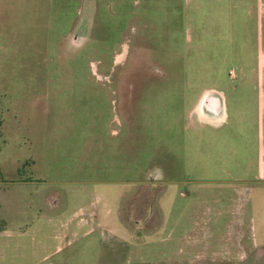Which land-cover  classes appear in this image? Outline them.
Here are the masks:
<instances>
[{
	"label": "rangeland",
	"instance_id": "obj_1",
	"mask_svg": "<svg viewBox=\"0 0 264 264\" xmlns=\"http://www.w3.org/2000/svg\"><path fill=\"white\" fill-rule=\"evenodd\" d=\"M87 1L0 0V264H264V3Z\"/></svg>",
	"mask_w": 264,
	"mask_h": 264
},
{
	"label": "crops",
	"instance_id": "obj_2",
	"mask_svg": "<svg viewBox=\"0 0 264 264\" xmlns=\"http://www.w3.org/2000/svg\"><path fill=\"white\" fill-rule=\"evenodd\" d=\"M83 1L89 2L87 0H81V2H83ZM98 1H101V0H96V2H98ZM191 2H197L198 5L205 2L208 6H210V3H212V5L214 6V2H263L264 3V0H191ZM261 19H262V21H260L261 25H259V27L261 28L260 34L263 37L264 14L261 16ZM195 23L198 25L199 21L195 22ZM204 23H206V22H202V24H204ZM236 82H238V83H252L256 87V91H257V94L259 97L258 106H259V112H260L259 113L260 114V132L262 133V141L260 143V154L263 157L264 156V78L251 79V80H240V81H236ZM219 92H221V97H223V105H224V109H225V114H226L227 119H228L227 106H226V95H225L224 91L223 92L219 91ZM203 99H205V98H203ZM220 102H221V100L219 97L208 100V104H211V105L216 104V103L221 104ZM216 113L221 115L220 109ZM201 115H203V113ZM208 117L210 119H204L203 117L202 118L206 121L213 122V123L220 121L218 118L210 116L209 113H208ZM260 161H261V171H260V174L258 175V177H259L258 180L264 183V158L261 159ZM253 177H254V179L256 178L255 176H253ZM245 180H247V179H245ZM252 181H254V180H252Z\"/></svg>",
	"mask_w": 264,
	"mask_h": 264
},
{
	"label": "flooded vegetation",
	"instance_id": "obj_3",
	"mask_svg": "<svg viewBox=\"0 0 264 264\" xmlns=\"http://www.w3.org/2000/svg\"><path fill=\"white\" fill-rule=\"evenodd\" d=\"M204 98H206V97H204ZM201 103H202V101L200 102L198 108H202V107H201V106H202ZM202 113H203V115H202L203 118L210 119V118L208 117V113H207V112L204 111V112H202Z\"/></svg>",
	"mask_w": 264,
	"mask_h": 264
},
{
	"label": "bare ground",
	"instance_id": "obj_4",
	"mask_svg": "<svg viewBox=\"0 0 264 264\" xmlns=\"http://www.w3.org/2000/svg\"><path fill=\"white\" fill-rule=\"evenodd\" d=\"M214 90V89H213ZM210 93V92H209ZM214 93V92H213ZM204 119H206V118H204ZM220 122V121H219Z\"/></svg>",
	"mask_w": 264,
	"mask_h": 264
}]
</instances>
